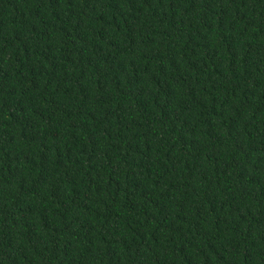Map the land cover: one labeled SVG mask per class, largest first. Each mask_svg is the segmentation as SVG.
<instances>
[{"label":"trees","instance_id":"16d2710c","mask_svg":"<svg viewBox=\"0 0 264 264\" xmlns=\"http://www.w3.org/2000/svg\"><path fill=\"white\" fill-rule=\"evenodd\" d=\"M0 264H264V0H0Z\"/></svg>","mask_w":264,"mask_h":264}]
</instances>
